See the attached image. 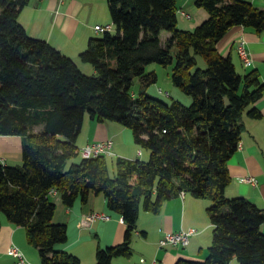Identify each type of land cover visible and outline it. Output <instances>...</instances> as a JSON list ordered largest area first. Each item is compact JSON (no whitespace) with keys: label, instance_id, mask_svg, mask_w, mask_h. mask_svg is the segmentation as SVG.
I'll return each instance as SVG.
<instances>
[{"label":"trees","instance_id":"16d2710c","mask_svg":"<svg viewBox=\"0 0 264 264\" xmlns=\"http://www.w3.org/2000/svg\"><path fill=\"white\" fill-rule=\"evenodd\" d=\"M28 1L0 0V135L19 136L22 157L20 165L0 164V214L25 227L41 264H83L55 248L67 241V225L53 222L52 188L66 206L102 193L107 207L121 214L124 240L98 247L94 264L129 255L140 207L157 212L181 193L211 200L212 241L203 260L175 264H264V210L224 193L241 118L260 116L253 104L264 94V82L256 69L238 73L216 46L233 26L261 32L264 8L247 0H194L208 17L194 30H183L176 0H108L115 33L89 39L79 58L95 73L85 74L72 58L26 33L18 15ZM163 30L170 33L164 43ZM150 63L172 65V83L192 102L167 104L149 96L146 89L157 80L154 71H146ZM86 116L129 128L149 158L116 156L112 176V156L81 157L67 166L78 155L75 142Z\"/></svg>","mask_w":264,"mask_h":264},{"label":"crops","instance_id":"0c3cea01","mask_svg":"<svg viewBox=\"0 0 264 264\" xmlns=\"http://www.w3.org/2000/svg\"><path fill=\"white\" fill-rule=\"evenodd\" d=\"M107 1L29 0L19 12L18 21L29 36L47 41L72 58L82 72L94 74V68L82 62L79 53L86 48L90 38L101 36L94 26L109 23ZM247 1L259 9L264 8V0ZM193 3L194 0H176L178 9ZM190 8L194 15H199V19L207 18V13L192 6ZM195 21L192 20L189 25H196ZM188 27V24L179 26L181 29ZM240 40L244 41L250 53L252 64L249 67L242 64L238 55L236 46ZM216 46L223 56L231 57L238 73L256 69L264 82V29L256 32L252 28L233 26ZM253 106L260 116L255 118L244 113L241 118L240 141L227 163L230 180L224 193L227 198L245 197L264 210V94ZM80 136L81 139L75 142L78 148L109 139L116 156L141 160L148 156L147 150L142 151L135 144L132 131L115 121L84 119L77 138ZM0 158L4 159L6 165L21 164L19 136L0 135ZM247 176L255 177L257 183L252 185L243 182L242 178ZM51 199L55 200L56 206L53 222L67 225V241L57 244L56 249L74 254L83 264H94L98 247L120 244L124 240L126 224L119 212L107 207L102 193H90L85 203L77 198L72 206L63 204L59 193ZM210 204V199L195 198L184 193L163 201L157 212L140 207L135 229L131 232L130 254L115 256L110 264H135L141 259L145 262L154 261V264H175L179 259L203 260L205 249L212 241V225L207 214ZM92 212L106 214L108 219H96L89 223L85 216ZM0 223V264H16L15 258L7 253L12 245L19 247L31 264H41L39 255L27 240L25 227L11 223L6 217L0 218ZM188 228H195L198 232L190 237L187 246L167 244L159 247L158 242L166 233Z\"/></svg>","mask_w":264,"mask_h":264},{"label":"rangeland","instance_id":"374dc122","mask_svg":"<svg viewBox=\"0 0 264 264\" xmlns=\"http://www.w3.org/2000/svg\"><path fill=\"white\" fill-rule=\"evenodd\" d=\"M179 6V5H178ZM193 7L195 9H199L200 12L202 13H207V11L202 8V7H198L195 5V2L190 5V6H186L185 8H181L178 9L177 12V26L179 28V26H185V24H188V29L186 28H182L183 30H194V28L196 26H198L201 22H203L205 19H199V15H194L192 8ZM179 8V7H178ZM181 10L184 11L185 13L189 14L191 18H186L184 15L181 14ZM110 16V15H109ZM208 17V16H207ZM192 20H198L195 21L197 22L196 25H189V22H191ZM109 23H111L110 17H109ZM112 24V23H111ZM109 33L114 34L115 33V27L112 25V30L109 31ZM103 33H100V35H102ZM169 32L163 30L161 31L160 34V39L162 41V43L165 42L166 37L168 36ZM176 51V48L173 47L171 49V55L174 56ZM198 59V67H204V61L202 60V58L200 56L197 57ZM86 65H88L89 67V63H85ZM171 69H172V65H167V66H163L161 64L158 63H150L146 66V71H154L157 75V80L155 83L151 84L150 86L147 87L146 89V93L158 100H161L164 103L170 104L172 101H178L181 104L187 106L192 102V97L186 93H184L182 90H180V88H178L177 86H175L172 83V80L170 78L171 76ZM250 69V68H249ZM87 74V73H85ZM138 88V79L134 80L133 86H132V90L136 92ZM85 119H88V116L85 117ZM82 136H80L78 139V141L81 139ZM79 149V148H78ZM140 149L142 151L147 150L148 151V156L146 157L145 160H147L149 158V150L143 147H140ZM113 151V149H112ZM81 158V155L78 153V155L71 157L68 161H67V166L70 163H75L78 162ZM108 158V164H109V169H110V174L111 176L114 174V172L112 171V162H114V159L116 158V155L114 153V155H112V157H107ZM140 158V157H139ZM22 164V162H21ZM11 166H15V165H11ZM52 201L55 202L54 199H52ZM5 215L4 214H0V218H4ZM212 240V239H211ZM211 244V243H210ZM210 244L208 245V247L210 246ZM31 247L33 249L36 250L37 254L39 255L37 249L31 245ZM208 247L205 249L206 250V254L204 255L203 258H205L208 254ZM231 264H239V262L236 259H233L231 262Z\"/></svg>","mask_w":264,"mask_h":264},{"label":"built area","instance_id":"2783aa9c","mask_svg":"<svg viewBox=\"0 0 264 264\" xmlns=\"http://www.w3.org/2000/svg\"><path fill=\"white\" fill-rule=\"evenodd\" d=\"M60 1H63V0H60ZM181 14L184 15L186 18H190V15L185 13L184 11H181ZM94 30L98 33L109 32L112 30V24L111 23H108L105 25L97 24L94 26ZM236 49L242 61V64L245 67H249L252 64V59H251L249 51L245 47L243 40H240L237 42ZM112 147H113L112 141L109 139H106V140L88 143L84 145L83 147H80L78 149V153L81 155L82 158H90V157H95L98 155L112 156L114 155L112 151ZM0 164H5L3 158H0ZM242 181L246 183H250L252 185H255L257 183V179L253 176L244 177L242 178ZM57 193L58 192L55 188H52L49 191V195L51 197L56 196ZM181 194H184V193H181ZM85 219L87 222L91 223L96 219H108V216L103 213L92 212V213L86 214ZM197 232L198 231L195 228H188V229L180 230L174 233H166L159 240L158 242L159 247H163L167 244L185 247L188 245L190 237L196 234ZM7 253L8 255L15 258L16 264H31L25 259L20 248L15 245L10 246L7 249ZM135 264H154V261L145 262L143 259H141Z\"/></svg>","mask_w":264,"mask_h":264}]
</instances>
